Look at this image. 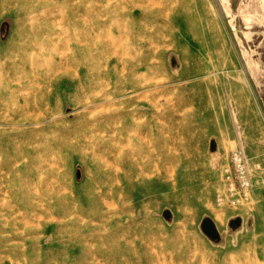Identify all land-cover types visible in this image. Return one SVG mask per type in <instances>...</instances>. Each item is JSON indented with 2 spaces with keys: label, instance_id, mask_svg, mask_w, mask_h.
Listing matches in <instances>:
<instances>
[{
  "label": "rangeland",
  "instance_id": "374dc122",
  "mask_svg": "<svg viewBox=\"0 0 264 264\" xmlns=\"http://www.w3.org/2000/svg\"><path fill=\"white\" fill-rule=\"evenodd\" d=\"M250 73L259 0H0V264H264ZM237 146L252 195L219 207Z\"/></svg>",
  "mask_w": 264,
  "mask_h": 264
},
{
  "label": "built area",
  "instance_id": "2783aa9c",
  "mask_svg": "<svg viewBox=\"0 0 264 264\" xmlns=\"http://www.w3.org/2000/svg\"><path fill=\"white\" fill-rule=\"evenodd\" d=\"M251 164L252 159L243 146L230 151L229 163L223 169V186L215 197L217 206L234 207L250 199L254 187ZM261 183L264 188V170Z\"/></svg>",
  "mask_w": 264,
  "mask_h": 264
},
{
  "label": "crops",
  "instance_id": "0c3cea01",
  "mask_svg": "<svg viewBox=\"0 0 264 264\" xmlns=\"http://www.w3.org/2000/svg\"><path fill=\"white\" fill-rule=\"evenodd\" d=\"M259 6H260V10L264 11V0H259ZM249 75H250L249 77H246V81L249 84L250 91L253 95L254 100L259 102L260 104L259 107H261L260 109L264 111V91H262V87H261L263 85L259 80L254 78L251 73ZM226 242L227 240L225 239L222 244L224 245Z\"/></svg>",
  "mask_w": 264,
  "mask_h": 264
},
{
  "label": "water",
  "instance_id": "95a60500",
  "mask_svg": "<svg viewBox=\"0 0 264 264\" xmlns=\"http://www.w3.org/2000/svg\"><path fill=\"white\" fill-rule=\"evenodd\" d=\"M215 148V146L213 145V149ZM166 216H169V212L166 211L165 212ZM241 221L240 217H237L236 219H233L231 221L232 224H238ZM202 230L204 231V233L210 237L213 240H220L221 239V235L219 233V230L215 224V222L213 221V219L211 217H205L202 221Z\"/></svg>",
  "mask_w": 264,
  "mask_h": 264
},
{
  "label": "bare ground",
  "instance_id": "6f19581e",
  "mask_svg": "<svg viewBox=\"0 0 264 264\" xmlns=\"http://www.w3.org/2000/svg\"><path fill=\"white\" fill-rule=\"evenodd\" d=\"M157 2V1H156ZM123 3V2H122ZM146 3V2H145ZM148 3V2H147ZM154 3V2H153ZM139 4V3H138ZM120 5V4H119ZM121 18V17H120ZM59 25V24H58ZM120 29V28H119ZM121 30V29H120ZM121 32V31H120ZM122 33V32H121ZM99 37V36H98ZM69 43V42H68ZM40 45V44H39ZM68 46V45H67ZM41 47H43V46H41ZM69 47V46H68ZM69 49V48H68ZM63 51H64V48H63ZM50 58V57H49ZM62 59H64V58H62ZM38 60V59H37ZM51 60V59H50ZM43 64V63H42ZM2 77V76H1ZM0 77V78H1ZM22 92V91H21ZM25 94V93H24ZM22 95H23V93H22ZM25 97V96H24ZM26 98V97H25ZM28 104V103H27ZM38 106V105H37ZM134 112V111H133ZM137 115V114H136ZM134 118V117H133ZM114 139V138H113ZM128 140V139H127ZM123 141V140H122ZM124 144V143H123ZM119 151V150H118ZM117 151V152H118ZM139 155V154H138ZM140 156V155H139ZM134 157V156H133ZM138 161V160H137ZM114 164V163H113ZM39 165H41V164H39ZM118 166V165H117ZM121 167H119V169H120ZM122 169V168H121ZM118 181H119V179H117ZM117 181V182H118ZM120 183V182H119ZM42 185V184H41ZM37 190V189H36ZM107 203V202H106ZM34 217V216H33ZM26 220V219H25ZM230 230L231 231H234L231 227H230ZM95 256V255H94ZM98 259V258H97Z\"/></svg>",
  "mask_w": 264,
  "mask_h": 264
}]
</instances>
